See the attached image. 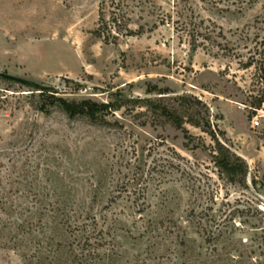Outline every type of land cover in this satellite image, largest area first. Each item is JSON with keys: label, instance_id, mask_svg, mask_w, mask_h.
I'll list each match as a JSON object with an SVG mask.
<instances>
[{"label": "rangeland", "instance_id": "obj_1", "mask_svg": "<svg viewBox=\"0 0 264 264\" xmlns=\"http://www.w3.org/2000/svg\"><path fill=\"white\" fill-rule=\"evenodd\" d=\"M0 72V264H264V0H0Z\"/></svg>", "mask_w": 264, "mask_h": 264}, {"label": "trees", "instance_id": "obj_2", "mask_svg": "<svg viewBox=\"0 0 264 264\" xmlns=\"http://www.w3.org/2000/svg\"><path fill=\"white\" fill-rule=\"evenodd\" d=\"M51 90L45 89L43 92H50ZM52 92V91H51ZM264 103V98H254V100L251 103V107L254 109V111L260 109ZM64 109L69 113H89L90 111L82 110V107L78 106H72L67 103H63ZM97 107L94 105L92 108V113L90 115H94L96 112ZM217 166L223 170V172H226L227 175L230 177L242 175H246V167L244 163L240 162L238 159L235 161H232V158L228 154H222L220 158L216 161ZM94 228L88 230L86 228L87 225H85V229L83 230L84 233L81 231L79 235H74L73 240L70 243L61 245L58 244V249L60 247H64V249L69 248V251L67 252L68 257L67 261L69 264H103L105 259L110 257V253L108 252H101L99 249L101 246H103L102 240L103 236L101 234L103 233L102 229H97L98 225L96 221H94ZM70 225H68L69 227ZM20 225H18V228ZM95 239L96 242L91 243V240ZM76 246V247H74ZM57 249V248H56ZM28 264V263H27Z\"/></svg>", "mask_w": 264, "mask_h": 264}, {"label": "water", "instance_id": "obj_3", "mask_svg": "<svg viewBox=\"0 0 264 264\" xmlns=\"http://www.w3.org/2000/svg\"><path fill=\"white\" fill-rule=\"evenodd\" d=\"M0 75L3 76L4 78L9 79V80L16 81L18 83H21L23 85H26L28 87H32V88H35V89H38V90H41V91L47 89V87L39 85L38 83H36L34 81H31L29 79H26V78H22V77H19V76L6 74V73H2V72H0Z\"/></svg>", "mask_w": 264, "mask_h": 264}, {"label": "built area", "instance_id": "obj_4", "mask_svg": "<svg viewBox=\"0 0 264 264\" xmlns=\"http://www.w3.org/2000/svg\"><path fill=\"white\" fill-rule=\"evenodd\" d=\"M259 125V121L255 118L253 119V126H258Z\"/></svg>", "mask_w": 264, "mask_h": 264}]
</instances>
